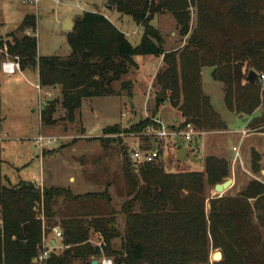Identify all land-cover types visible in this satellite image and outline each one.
I'll return each instance as SVG.
<instances>
[{
    "label": "trees",
    "instance_id": "1",
    "mask_svg": "<svg viewBox=\"0 0 264 264\" xmlns=\"http://www.w3.org/2000/svg\"><path fill=\"white\" fill-rule=\"evenodd\" d=\"M105 6L130 16L141 27L137 45H131L104 15L89 11L78 15L67 32L71 49L67 57L38 56L31 34L18 37L12 32L11 42L0 38V48L18 57L21 71H36L42 87H60L61 106L68 120H74L84 99L114 95L113 82L136 66L132 57L146 55L162 57L164 65L155 76L156 83L159 88L164 86L168 102L183 117L181 123L171 121L170 128L190 123L195 129L210 131L222 125L201 91L204 67L212 69L211 79L223 84L228 111L241 116L261 107L264 113L261 82L257 79L251 84L246 79L250 70L257 75L264 72V0H105ZM192 11L196 14L194 29L190 28ZM161 13L174 19L181 41H185L181 50L164 49L160 31L151 24ZM35 26L36 17L28 14L19 27L34 31ZM127 87L123 82L122 88ZM57 104L58 100H53L42 107V124L56 123L52 114ZM150 124L156 126L147 117L128 128L107 126L103 132H142ZM227 166L226 160L212 156L206 158L204 171L199 173L165 174L153 163L141 166L140 178L146 190L139 185L122 205L124 233L117 231L112 211L107 216L84 209L82 215L79 212L61 221L64 250L52 253L43 264H71L75 260L91 264L101 254L113 264L204 263L209 251L217 248L222 257L216 264H264V215L256 205L264 200V185L251 181L241 193L242 199H212L209 213L205 212L204 184L221 181ZM58 198L88 206L97 201L95 195L80 197L67 188H40L22 180L16 185L4 184L0 167V264H38L33 260L41 250L42 233L35 209L41 208L40 213L48 218L55 217ZM249 198L255 205L247 203ZM90 230L99 236L97 245L89 241ZM117 238L118 248L112 243Z\"/></svg>",
    "mask_w": 264,
    "mask_h": 264
},
{
    "label": "rangeland",
    "instance_id": "2",
    "mask_svg": "<svg viewBox=\"0 0 264 264\" xmlns=\"http://www.w3.org/2000/svg\"><path fill=\"white\" fill-rule=\"evenodd\" d=\"M105 8V0H70L60 4L54 0H41L38 8L31 5H23L19 0H0V38L3 42H11L9 35L14 32L21 37L24 33L31 34L36 39L37 55L40 57L56 56L67 57L71 49L68 45L67 32L64 29V15L72 16V22L84 11H101ZM190 28L194 29L196 14L191 12ZM33 14L36 17L34 31L20 30V24L25 15ZM127 24L123 23L122 29L127 32L136 30L137 34H129L128 41L136 45L142 35V29L137 26L130 16H123ZM151 21L152 26L160 31L163 37V47L167 52L181 50L185 41H181L179 30L175 27V21L170 14L161 13ZM6 51V48L4 49ZM7 52V51H6ZM1 64L7 58L2 51ZM135 67L118 81L113 82L114 95L98 96L97 98L84 99L81 108L75 112V118L70 121L65 116V110L61 106L59 86H40L38 75L34 70L19 72L18 70L7 77L0 71V99L2 101L0 120V151L2 174L9 177L15 183L21 179H32L38 186H50V177L55 176L62 189H69L72 195L83 197L85 194L95 195L96 204L88 206L80 201L64 202L58 198L54 207L55 217L48 218L44 215L40 220L41 240L51 238L52 229L57 228L62 232L61 221L66 222L72 216L80 215L84 209L96 212L97 215L112 211L115 218L117 231L124 233L125 216L121 212L123 204L132 198L131 191L138 186H145L140 178V168L133 169L130 164L129 153L133 146L140 145L143 148L156 147L160 152V158L153 165L161 169L165 174L182 172L199 173L204 171L205 160L209 156L223 158L228 162L227 174L221 181L205 182L204 193L205 212L209 213L210 200L225 198L233 200L242 199L241 193L251 181L264 185V163L260 161L264 156L260 147V135L264 133V113L259 118L252 119L240 127L239 118L246 121L251 114L239 116L235 112L228 111L224 105V86L211 79L209 68H202L200 72L201 91L207 98L211 111L217 114L221 126L214 130H203L192 143H185L180 139H155L151 136L136 137L131 132L128 134H108L103 132L107 126L119 125L121 129L128 128L147 116L159 119L167 126L176 118L175 123H181L182 114L177 108L171 106L166 97V103L157 105L155 96L159 91L155 76L163 68L162 57L152 55L132 57ZM0 64V69L1 68ZM209 69V70H208ZM245 74V72H243ZM128 83L127 88H122V83ZM261 97H264V80L258 83ZM129 94V95H128ZM168 93L165 92V96ZM58 100L55 112L52 114L56 123L44 125L40 121V110L49 101ZM182 99L180 98V101ZM132 106L130 107V103ZM180 103V102H179ZM262 110V108L260 107ZM124 114V115H122ZM241 130V131H240ZM255 132L248 135V133ZM42 134L45 137L57 138V141L40 149L35 137ZM105 139L107 142H102ZM146 139V140H145ZM146 142V143H145ZM180 146V148H179ZM239 149L238 157L232 161V147ZM181 147H187L186 159H176V152ZM35 154H32V153ZM43 159L39 157V154ZM37 155V156H36ZM43 166V178L40 177ZM52 169V170H51ZM74 177V183L68 182V177ZM233 180L230 188L223 192H215L217 183ZM43 182V183H42ZM247 203L255 205L254 199L249 198ZM264 215V200L256 204ZM134 210L138 207L134 206ZM41 208L35 209L38 216ZM91 215V214H88ZM89 221L91 217H83ZM256 220H253L255 223ZM264 227V225H263ZM91 231V230H90ZM98 235L91 231L89 241L92 245L98 244ZM40 240V243H41ZM264 242V237L262 238ZM118 248L120 239L113 242ZM55 253L64 250L62 239L57 243ZM222 252L219 248L209 251L207 261L192 264H216L213 255ZM97 257V261L101 259ZM106 257V256H104ZM109 258V257H106ZM112 262V259L109 258ZM221 259V258H220ZM218 259V260H220ZM71 264H79L75 260Z\"/></svg>",
    "mask_w": 264,
    "mask_h": 264
},
{
    "label": "built area",
    "instance_id": "3",
    "mask_svg": "<svg viewBox=\"0 0 264 264\" xmlns=\"http://www.w3.org/2000/svg\"><path fill=\"white\" fill-rule=\"evenodd\" d=\"M21 4L23 5H31L35 8V10L38 8V5L41 0H19ZM62 1H70V0H55V3L60 4ZM5 47L3 49L0 48V51H2L5 55L8 53L4 51ZM2 71L6 74H13L15 71H19L20 67L18 66V57L13 56L11 60L8 58L2 62L1 64ZM256 78L259 79L260 82H263L264 80V72L260 73L259 75L256 74ZM36 87L38 90H40V85L37 84ZM39 114H40V106L38 108ZM124 115V114H122ZM149 117V116H147ZM152 121L156 124V126L150 124L147 128H145L144 131L140 133L134 134L136 137H147L151 136L155 139H180L184 141L185 143H192L195 141V138L198 137V135L203 134L201 130L195 129L194 126L190 123H186L182 125L180 128H170L166 124L162 123L157 118H152ZM35 141L37 142V145L40 149L43 147H47L57 141V138L54 137H45L42 134H39L36 136ZM233 151L235 152L236 159L238 157V149L237 147H233ZM160 158V152L156 147L151 148H143L139 144L136 146H133L129 153V159L130 164L133 169H138L143 164H149L155 162L157 159ZM43 214L40 213L38 215V218L43 220ZM52 236L51 238L46 239L43 237L40 243V251L35 256L34 261L38 264H43L52 253L56 251V248L58 247V242L62 239V233L57 230V228L52 229ZM97 264H112L111 260L109 258H106L104 256L101 257L99 261H97Z\"/></svg>",
    "mask_w": 264,
    "mask_h": 264
},
{
    "label": "crops",
    "instance_id": "4",
    "mask_svg": "<svg viewBox=\"0 0 264 264\" xmlns=\"http://www.w3.org/2000/svg\"><path fill=\"white\" fill-rule=\"evenodd\" d=\"M55 1V0H54ZM95 12H98V13H100L101 15H104L109 21H110V23L111 24H113L119 31H121L124 35H125V37H126V39L128 40V37H129V34H137V31L136 30H132V32H127V31H125V30H123L122 29V24L123 23H125V24H127V21H125L126 19H124V17H123V15H120V14H118L114 9H107L106 8V6H105V8H103L101 11H94V13ZM65 17L63 18V20L62 21H70V22H72V16H70V15H64ZM155 19V18H154ZM153 19V20H154ZM72 24H73V22H72ZM138 26V25H137ZM141 28V27H140ZM129 42V41H128ZM138 44V43H137ZM136 44V45H137ZM149 56V55H148ZM204 68H209V67H204ZM209 69H211V68H209ZM208 69V70H209ZM0 71H1V73L3 74V75H5V76H7V77H9V76H11V75H13V74H11V75H9V74H6V73H4L1 69H0ZM211 71L212 70H209V74H211ZM19 72H21V70H19ZM35 74H36V76L38 75L37 74V72L35 71ZM1 106H2V101H1V99H0V120H2V121H4V117H1ZM38 115V117H39V114H37ZM262 115V110L260 109V107H258V108H256L255 110H254V112L251 114V115H249L248 117H247V119H246V121H244V119H242V118H239V120H240V127L242 128V130L243 129H245L244 128V125H246V123L248 122V121H250V120H252V119H255V118H259L260 116ZM173 121L175 122L176 121V118L175 119H173ZM241 131V130H240ZM255 132H252V133H248V135H251V134H254ZM258 135H260L261 137V139H260V143L262 144L260 147H257L256 148V150H262L263 152H264V133H257ZM233 147H236V146H233ZM233 147H232V151H233ZM237 149H238V147H237ZM238 153H239V149H238ZM32 154H35L34 152L32 153ZM37 156V155H36ZM39 157H40V160H41V157H42V159H43V156L41 155V152H40V154H39ZM234 157H235V152L233 151L232 152V161L234 162L235 161V159H234ZM260 161L262 162V163H264V156H262L261 157V159H260ZM40 166H41V164H40ZM0 167H1V165H0ZM52 170V169H51ZM1 174H2V167H1ZM43 166H41V172H40V177H41V179L43 178ZM22 181H28V182H31V183H34V181L32 180V179H21ZM20 181V180H19ZM19 181H16L15 183H13V182H11V180L9 179V177H7L6 175H3L2 174V182L4 183V184H12V185H16V183L17 182H19ZM74 181V177L73 176H69L68 177V182H71V183H74L73 182ZM51 182V184H50V186H54V187H59V188H63L62 186H60L58 183H57V180H56V178H55V176H52V177H50V180H49V183ZM43 183V182H42ZM36 186H38L36 183H34ZM50 186H48V187H46L45 185H41V186H38V187H40V188H50ZM93 260H95V261H97V259H93ZM92 260V261H93Z\"/></svg>",
    "mask_w": 264,
    "mask_h": 264
},
{
    "label": "water",
    "instance_id": "5",
    "mask_svg": "<svg viewBox=\"0 0 264 264\" xmlns=\"http://www.w3.org/2000/svg\"><path fill=\"white\" fill-rule=\"evenodd\" d=\"M72 27H73L72 22L65 21V23H64V29L66 30V32L71 31ZM246 79H247V81L249 83L253 84L257 80L256 73L253 70H250L247 73V75H246ZM155 100L160 101L163 104L166 103L164 86H161L159 88V91H158L157 95L155 96ZM131 106H132V102L130 103V107ZM186 152H187V147H181V149H179L176 152V154H175L176 159L179 160V161H181V162H182V160H185L186 159ZM232 182H233V180L228 179V180L224 181L223 183H217L214 186V191L215 192H219V193L220 192H223V191L227 190L228 188H230V186L232 185ZM141 188L143 190H145V186L144 185H142ZM26 227H27L26 224L23 225V233L24 234H26L25 233L26 232ZM213 258L218 261V259L221 258V253L220 252H217L216 254L213 255ZM33 263H35L34 260H33ZM91 264H97V261L93 260V261H91Z\"/></svg>",
    "mask_w": 264,
    "mask_h": 264
}]
</instances>
